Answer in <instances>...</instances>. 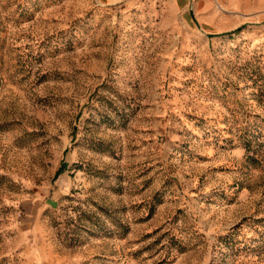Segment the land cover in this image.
I'll list each match as a JSON object with an SVG mask.
<instances>
[{
  "label": "rangeland",
  "instance_id": "374dc122",
  "mask_svg": "<svg viewBox=\"0 0 264 264\" xmlns=\"http://www.w3.org/2000/svg\"><path fill=\"white\" fill-rule=\"evenodd\" d=\"M0 264H264V0H0Z\"/></svg>",
  "mask_w": 264,
  "mask_h": 264
},
{
  "label": "trees",
  "instance_id": "16d2710c",
  "mask_svg": "<svg viewBox=\"0 0 264 264\" xmlns=\"http://www.w3.org/2000/svg\"><path fill=\"white\" fill-rule=\"evenodd\" d=\"M61 170V169H60ZM60 170H59V172H60Z\"/></svg>",
  "mask_w": 264,
  "mask_h": 264
}]
</instances>
